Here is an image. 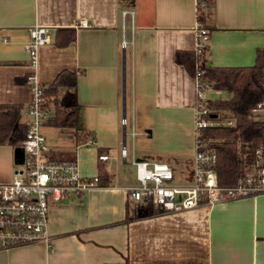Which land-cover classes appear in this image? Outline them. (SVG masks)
<instances>
[{
    "label": "crops",
    "instance_id": "1",
    "mask_svg": "<svg viewBox=\"0 0 264 264\" xmlns=\"http://www.w3.org/2000/svg\"><path fill=\"white\" fill-rule=\"evenodd\" d=\"M198 7L207 64L253 65L264 48V0H0V105L23 106L19 122L29 124L30 33L44 27L51 41L56 29L74 28L66 48H38L35 74L47 87L61 71L77 73L80 142L70 128L41 132L50 160L72 157L83 178L109 183L51 205L49 242L0 251V264H264V193L125 221L136 204L125 191L135 184L133 159L166 163L173 181L193 182L195 85L174 58L196 48ZM15 163L0 146V183L12 180Z\"/></svg>",
    "mask_w": 264,
    "mask_h": 264
},
{
    "label": "built area",
    "instance_id": "2",
    "mask_svg": "<svg viewBox=\"0 0 264 264\" xmlns=\"http://www.w3.org/2000/svg\"><path fill=\"white\" fill-rule=\"evenodd\" d=\"M79 25L87 26L83 21ZM195 37L196 48L206 46L209 41L207 31L201 26L197 27ZM50 42L48 30L35 26L29 42L24 46L32 69L28 80L34 98L28 108L30 120L26 139L21 144L23 157L21 162L14 164L12 180L0 183V251L39 242L48 243L50 206L69 201L74 193L96 187V177L83 178L75 161L49 159L46 138L41 130L50 115L43 105L42 89L36 81L35 68L38 48ZM122 45L125 47V42ZM194 85V132L197 135L200 129L219 125V122L207 120L209 111L205 104L209 86L200 80L199 74L194 78ZM126 123V119H122L123 127ZM195 149L193 182L181 186L174 184L172 168L166 163L133 159L131 165L135 167V184L125 189L128 198L133 202L151 201L160 213L166 214L192 210L202 204L212 207L264 193V167L254 178H247L245 183L221 186L214 169L216 154L201 152L196 140ZM121 156L127 158L124 148L121 149ZM107 159V155L99 157V161Z\"/></svg>",
    "mask_w": 264,
    "mask_h": 264
},
{
    "label": "trees",
    "instance_id": "3",
    "mask_svg": "<svg viewBox=\"0 0 264 264\" xmlns=\"http://www.w3.org/2000/svg\"><path fill=\"white\" fill-rule=\"evenodd\" d=\"M197 21L209 30L204 23L202 8L198 7ZM74 28L56 29L51 41L57 48H66L75 42ZM207 45L193 51L178 50L174 62L182 66L193 79L199 74L201 81L209 89L218 93H229L227 100H207L209 111L207 120H215L219 125L200 129L196 135L198 149L204 153L216 154L215 172L221 186H236L254 178L264 167V120H254V112L264 108V48H257L254 64L242 67L208 66L206 61ZM30 74L24 79L30 86ZM77 73L61 71L51 85L40 86L43 105L52 113L44 126L58 129H73L76 144L80 142L78 129ZM15 84H19L16 81ZM23 106L0 105V146L8 145L13 149L15 161L22 157V142L26 139L28 125L19 122ZM64 158V157H63ZM58 161H74L72 157ZM250 171L253 174L250 175ZM96 187L109 185L108 177H96ZM134 207L125 208V221H134L160 213L151 201H135ZM119 264H130L127 261Z\"/></svg>",
    "mask_w": 264,
    "mask_h": 264
},
{
    "label": "rangeland",
    "instance_id": "4",
    "mask_svg": "<svg viewBox=\"0 0 264 264\" xmlns=\"http://www.w3.org/2000/svg\"><path fill=\"white\" fill-rule=\"evenodd\" d=\"M230 94L229 93H216L215 91L211 90L209 93H208V96H207V100H215V99H222V100H227V98H229ZM260 110V109H259ZM258 110V111H259ZM262 114V110H260L259 112H257L254 116V120H258L259 118V115ZM174 184L177 185V186H181V185H184L186 183H184L183 181H180V180H176L174 181Z\"/></svg>",
    "mask_w": 264,
    "mask_h": 264
},
{
    "label": "water",
    "instance_id": "5",
    "mask_svg": "<svg viewBox=\"0 0 264 264\" xmlns=\"http://www.w3.org/2000/svg\"><path fill=\"white\" fill-rule=\"evenodd\" d=\"M208 66H209V64H208ZM123 87H124V78H123ZM125 88V87H124ZM123 103H124V97H123ZM124 113H125V103L123 104V118H124ZM124 128V127H123ZM125 133V131H124V129H123V134ZM22 154V153H21ZM22 157H23V154H22ZM22 157H21V159H22ZM21 159H20V161H18V163L19 162H21Z\"/></svg>",
    "mask_w": 264,
    "mask_h": 264
}]
</instances>
